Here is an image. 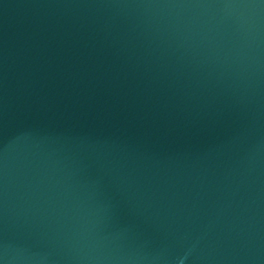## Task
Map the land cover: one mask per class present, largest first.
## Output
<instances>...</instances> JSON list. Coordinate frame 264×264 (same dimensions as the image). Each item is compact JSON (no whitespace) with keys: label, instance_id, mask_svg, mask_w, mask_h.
<instances>
[{"label":"water","instance_id":"1","mask_svg":"<svg viewBox=\"0 0 264 264\" xmlns=\"http://www.w3.org/2000/svg\"><path fill=\"white\" fill-rule=\"evenodd\" d=\"M0 264H264V0H0Z\"/></svg>","mask_w":264,"mask_h":264}]
</instances>
